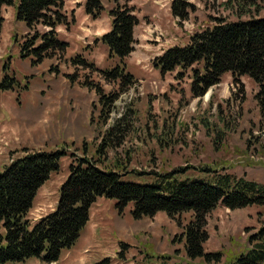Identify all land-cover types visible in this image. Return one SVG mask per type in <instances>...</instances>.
<instances>
[{"label": "rangeland", "instance_id": "374dc122", "mask_svg": "<svg viewBox=\"0 0 264 264\" xmlns=\"http://www.w3.org/2000/svg\"><path fill=\"white\" fill-rule=\"evenodd\" d=\"M19 1L1 10L0 82L10 63L9 74L17 85L0 93V171L27 152L66 154L60 169L38 190L27 217L31 223L56 209L70 164L83 157L100 160L101 168L133 183H151L158 175L178 170L184 171L182 179L229 174L264 185L261 85L249 76L226 73L204 96L194 97L192 69L164 74L155 67L156 58L168 49L187 45L195 33L219 22L263 18L264 0H178L187 5L185 21L172 15L171 5L177 0H132L140 23L134 51L125 59L134 83L124 88L102 74L119 63L109 57L101 40L112 28L113 0H101L104 10L96 20L85 13L88 0H65L66 25L56 32L69 47L65 52L48 50L40 58H22L21 47L36 38V46L41 44L51 29L42 23L28 28L17 21ZM76 56L95 68L74 66L71 60ZM98 90L107 97L115 95L116 101L103 106ZM113 128L115 133L108 137ZM103 138L110 147L99 156ZM132 207L121 213L115 200L98 198L83 230L91 239L73 254L64 250L69 255L62 254L53 264H230L250 249L249 237L264 226V208L230 210L219 205L207 218L204 250L220 253L222 259L206 263L186 255L183 231L192 213L171 219L159 212L153 218L135 219ZM6 264L45 263L31 258Z\"/></svg>", "mask_w": 264, "mask_h": 264}, {"label": "trees", "instance_id": "16d2710c", "mask_svg": "<svg viewBox=\"0 0 264 264\" xmlns=\"http://www.w3.org/2000/svg\"><path fill=\"white\" fill-rule=\"evenodd\" d=\"M113 1L115 7L109 14L112 28L101 40L109 49V57L118 59L119 63L102 74L106 81L119 82L124 88L134 83V77L126 72L125 59L134 51V28L139 25V19L130 5L132 0ZM13 4L14 0H0V36L4 22L1 10L3 6ZM64 5L65 0L19 1L16 7L18 21L26 23L28 28L42 23L51 29L37 46L38 38L26 41L20 51L22 58L31 55L40 58L51 49L67 50L69 44L60 40L56 32L58 26L66 25ZM186 6V3L174 1L171 5L173 17L185 21ZM103 10L101 0L86 3V15L95 20ZM71 61L76 67L95 68L83 56H76ZM195 65L199 68H193ZM155 67L164 74L192 69L194 97L204 96L226 73L249 76L261 85L260 94L264 99V17L219 22L195 33L187 45L170 48L157 57ZM4 73L0 93L13 91L17 85L16 78L9 74L8 65ZM70 79L75 83L78 78L70 76ZM85 85H89L87 81ZM97 94L103 106H111L116 101L115 95L107 97L101 90ZM115 130L111 129L107 136H112ZM102 141L97 149L99 156H105L110 147L107 138ZM65 156L62 151L27 152L0 171V227L5 231L0 233V264L20 263L31 258L45 264L58 262L61 252L78 242L89 221L90 208L100 197L115 200L121 213L133 204L131 214L135 219L153 218L159 212L166 213L171 219L192 213V219L183 231L186 255L191 260L204 259L206 263H220L222 259L220 253H205L204 250L209 239L207 218L212 211L221 204L230 210L250 206L264 208V185L255 181L237 179L229 174L208 180L182 179L179 176L184 171L175 170L158 175L154 182L140 184L125 181V175L101 168L100 160L83 157L70 164L56 209L32 225L27 215L37 192L50 175L60 169L61 159ZM249 243L250 249L230 264H264V226L249 237Z\"/></svg>", "mask_w": 264, "mask_h": 264}, {"label": "crops", "instance_id": "0c3cea01", "mask_svg": "<svg viewBox=\"0 0 264 264\" xmlns=\"http://www.w3.org/2000/svg\"><path fill=\"white\" fill-rule=\"evenodd\" d=\"M20 22V21H19ZM22 23H24V22H22ZM136 28V27H135ZM134 34H135V29H134ZM4 57V56H3ZM2 57V58H3ZM98 200V199H97ZM97 202V201H96ZM93 206V205H92ZM92 208V207H91ZM92 210H94L93 208L92 209H90V217H89V221L88 222H90V219H91V211ZM36 220V219H35ZM37 222V221H36ZM36 222H34V223H36ZM34 223H32V224H34ZM88 224V223H87ZM91 238H85L84 237V235H83V232L81 233V237L79 238V240H78V242L76 243V245L72 248V249H69V251H70V254L72 253L73 254V252L75 251V249H78L79 248V244L80 243H82V242H87V241H89ZM66 253V256H68L69 255V252H66V251H62V253H61V255L62 254H65Z\"/></svg>", "mask_w": 264, "mask_h": 264}]
</instances>
